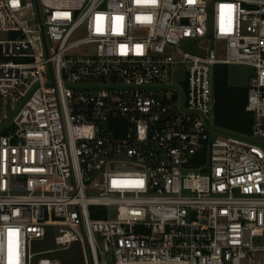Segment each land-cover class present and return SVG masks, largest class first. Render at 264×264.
<instances>
[{"label":"built area","instance_id":"obj_1","mask_svg":"<svg viewBox=\"0 0 264 264\" xmlns=\"http://www.w3.org/2000/svg\"><path fill=\"white\" fill-rule=\"evenodd\" d=\"M218 64L255 70L248 135L215 123ZM72 242L264 264V0H0V264Z\"/></svg>","mask_w":264,"mask_h":264},{"label":"trees","instance_id":"obj_2","mask_svg":"<svg viewBox=\"0 0 264 264\" xmlns=\"http://www.w3.org/2000/svg\"><path fill=\"white\" fill-rule=\"evenodd\" d=\"M248 87L229 84L228 66L218 64L214 74L215 123L224 131L248 135L253 115L247 110Z\"/></svg>","mask_w":264,"mask_h":264},{"label":"rangeland","instance_id":"obj_3","mask_svg":"<svg viewBox=\"0 0 264 264\" xmlns=\"http://www.w3.org/2000/svg\"><path fill=\"white\" fill-rule=\"evenodd\" d=\"M186 47L189 49L188 46ZM217 52L220 57H223L225 54L222 46L217 48ZM254 71L253 67L246 64L228 65L229 84L231 86L247 87ZM56 247L57 246L55 245L52 235L47 236L44 240H35L32 243L31 251L35 253ZM41 256L42 255H38L37 257L39 258ZM44 258L61 259L63 264H85L83 258V248L79 242H72L65 250L55 251Z\"/></svg>","mask_w":264,"mask_h":264}]
</instances>
